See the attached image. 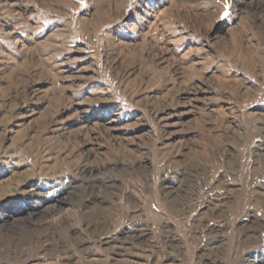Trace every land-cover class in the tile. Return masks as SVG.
<instances>
[{"label":"rangeland","instance_id":"374dc122","mask_svg":"<svg viewBox=\"0 0 264 264\" xmlns=\"http://www.w3.org/2000/svg\"><path fill=\"white\" fill-rule=\"evenodd\" d=\"M0 0V264H264V0Z\"/></svg>","mask_w":264,"mask_h":264},{"label":"snow or ice","instance_id":"6c2138e0","mask_svg":"<svg viewBox=\"0 0 264 264\" xmlns=\"http://www.w3.org/2000/svg\"><path fill=\"white\" fill-rule=\"evenodd\" d=\"M228 8H229L228 0H225V11L222 14L223 17H227L229 15Z\"/></svg>","mask_w":264,"mask_h":264}]
</instances>
